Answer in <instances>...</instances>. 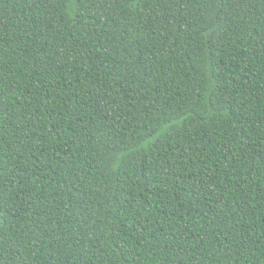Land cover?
Returning a JSON list of instances; mask_svg holds the SVG:
<instances>
[{
  "label": "trees",
  "instance_id": "trees-1",
  "mask_svg": "<svg viewBox=\"0 0 264 264\" xmlns=\"http://www.w3.org/2000/svg\"><path fill=\"white\" fill-rule=\"evenodd\" d=\"M0 264H264V0H0Z\"/></svg>",
  "mask_w": 264,
  "mask_h": 264
}]
</instances>
